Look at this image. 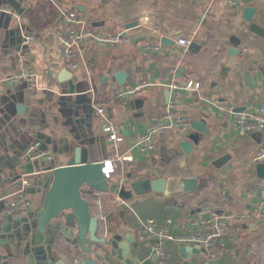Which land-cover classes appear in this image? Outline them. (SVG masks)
<instances>
[{"label":"crops","instance_id":"crops-1","mask_svg":"<svg viewBox=\"0 0 264 264\" xmlns=\"http://www.w3.org/2000/svg\"><path fill=\"white\" fill-rule=\"evenodd\" d=\"M57 1L93 14L95 31L106 25L114 33L133 21L138 26L129 29L130 44L81 46L85 62L77 57L79 66L70 70L71 59L62 57L57 41L59 13L49 0H5L0 5L10 16H0V226L5 225L4 203L17 189L15 178L30 163L21 157L30 143L38 142L54 156L33 163L31 177L68 164L75 147L85 148L90 162L110 160L94 101L105 104L108 120L119 126L118 151L132 160L108 164L107 191L82 188L98 219L95 236L104 242L92 241L80 226L70 225L65 211L39 224V231L22 232L26 224L21 221L0 232V264H156L138 240L140 220L150 217L170 233L186 234L191 219L216 213L230 216L232 234L214 251L212 264H264V219L245 216L255 209L264 184V163L254 160L261 134L240 135L230 121V111L264 105V38L252 33L243 18L244 7H255L252 18L264 28V0H246L238 7L217 0ZM142 23L156 26L160 35L192 42L185 52L167 46L145 54L143 40L158 36H145ZM24 31L33 35L25 50L38 74L34 85L6 80L18 71L16 51ZM230 44L239 50L231 62L226 53ZM62 69L71 76L61 82ZM172 77L178 81V109L188 117L189 130L168 129L156 137L153 151L140 154L135 141L150 117L161 114ZM129 86L139 88L128 98L117 95ZM61 92L70 96L62 111ZM19 103L22 113L16 110ZM224 155L226 161L215 167L213 162ZM158 178H165L166 191L152 189ZM31 187L34 192L28 194L38 213L43 192ZM50 210L48 204L43 219ZM41 240L42 245L32 246ZM182 246L166 242L159 264H203V250Z\"/></svg>","mask_w":264,"mask_h":264},{"label":"built area","instance_id":"built-area-1","mask_svg":"<svg viewBox=\"0 0 264 264\" xmlns=\"http://www.w3.org/2000/svg\"><path fill=\"white\" fill-rule=\"evenodd\" d=\"M59 13L60 32L57 34L58 44L61 46L62 57L69 60L68 68L74 70L79 66L77 57L85 62V57L80 54L81 46L95 45H126L131 43V36L128 33L130 28L137 27L138 22H131L125 28L114 33L110 32L108 26L104 25L101 31H95L92 27L93 14H82L76 8L67 2H59L57 0H49ZM229 7H238L245 3L246 0H217ZM1 9V8H0ZM7 11V9H1ZM9 11V10H8ZM142 28L147 35H157L156 39L143 40L141 50L143 53L162 52L165 47L174 46L177 50L185 52L192 40L185 37H169L160 35L156 26L146 24ZM33 35L30 32H23L19 49L16 51L18 56V71L12 77L6 80L12 82L16 80H25L28 84L34 85L38 76L36 68L27 62L28 54L25 47L31 43ZM165 39L169 44H163ZM72 59H75L72 60ZM84 59V60H83ZM168 90L166 92V103L159 115H152L148 120L145 131L140 134L135 141V146L140 154H146L153 151L156 147V137L166 130L171 129L181 133H187L189 130V120L184 112L178 109L180 103L179 85L176 77L170 78L166 84ZM139 86H129L120 89L117 95L122 98H128L138 90ZM93 108L101 122L104 140L106 146L110 149V160L104 162L108 165L112 161H129L132 160L130 155H123L118 151L119 145V126L108 120L106 115V106L98 102L92 103ZM230 121L233 128L240 135L260 133V144L255 155V161L264 163V105H258L253 108H243L230 111ZM22 159L35 163L40 161H51L53 153L50 149H42L38 142L30 143L21 155ZM109 165L106 166L105 175L108 177ZM110 170H112L110 166ZM32 173H23L18 180L17 189L11 194L12 196L4 203V213L12 217H26L31 220L32 214H36L35 205L30 195L26 192L29 184V178ZM257 202L254 210H250L245 216L254 217L256 219H264V184L260 185L257 191ZM229 215L220 213L203 215L195 219H191V230L186 234H173L166 228L157 224L150 218H144L139 221L138 240L149 248L150 257L159 264L164 254L165 243L172 241L180 246L190 244L204 251L203 264H212L214 259V251L224 246L225 239L230 237L232 230L228 222ZM77 263V262H76Z\"/></svg>","mask_w":264,"mask_h":264},{"label":"water","instance_id":"water-1","mask_svg":"<svg viewBox=\"0 0 264 264\" xmlns=\"http://www.w3.org/2000/svg\"><path fill=\"white\" fill-rule=\"evenodd\" d=\"M5 2L2 0L0 5ZM14 6V5H13ZM255 12V7L246 6L243 9V18L250 22L249 30L264 38V28L260 27L254 21L253 14ZM0 16L8 19L10 16L0 9ZM1 19V17H0ZM233 43H237L235 38L232 39ZM21 42V38H20ZM19 42V45H20ZM163 44H169L165 39H162ZM19 49V46H18ZM17 49V50H18ZM228 61L231 62L234 57L239 53V50L233 45L230 44L226 48ZM71 76L70 72H67L65 69H62L58 75L59 81H64L69 79ZM118 81L120 80L118 76ZM60 100L58 101L59 110L62 111L64 106L63 100H69L70 96L65 95L61 92ZM10 103L7 100V96L4 102V107L8 109ZM16 110L18 113H22L24 110V105L22 103L17 104ZM228 158L227 155H224L220 158H217L213 165L217 168L222 166V164ZM27 169L22 171L23 173H32L33 172V163L30 162L26 165ZM23 170V169H22ZM106 166L102 162H90L88 161V154L85 148L75 147L74 155L69 159L68 164L55 168L52 172L42 175L40 178L32 176L29 178L28 188H26L27 193H33L32 185L35 184L38 186L37 191L43 192V207L36 213L32 214L30 221L26 217L15 218L9 214H2V221L5 222L4 226H0V232L7 231L12 225L19 224L23 221L26 224V227L22 232L29 233L30 229L38 228L42 230V227L39 224H42L45 220L50 219L51 217H57L62 212L68 211V222L72 226H80V231L83 233L90 234V240L104 242L105 239H99L95 236L98 228V219L96 214H93L89 210V203L86 201L82 194L83 186H88L89 188L96 191H107V177L105 175ZM17 182L20 176H16ZM30 187V188H29ZM152 189L156 192L166 191V180L165 178H158L152 181ZM50 204L51 210L48 212L49 217L43 219V214L47 211V206ZM51 215V216H50ZM80 220L82 221L81 223ZM36 224V225H35ZM80 224V225H79ZM37 226V227H36ZM2 236V235H1ZM11 236V235H10ZM4 237V236H3ZM44 242L38 241L34 242L32 246L34 247L42 245ZM46 245V244H45ZM184 246L181 247V249ZM86 254L82 255L83 260L86 258ZM44 263V262H43ZM136 263V262H135ZM61 264V263H60ZM128 264H133L128 262Z\"/></svg>","mask_w":264,"mask_h":264}]
</instances>
